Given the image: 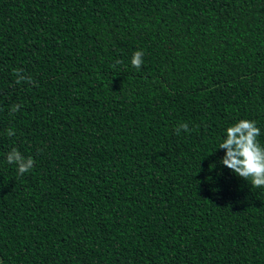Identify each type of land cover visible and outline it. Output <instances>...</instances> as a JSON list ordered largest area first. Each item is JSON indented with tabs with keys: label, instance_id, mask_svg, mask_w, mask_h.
<instances>
[{
	"label": "trees",
	"instance_id": "trees-1",
	"mask_svg": "<svg viewBox=\"0 0 264 264\" xmlns=\"http://www.w3.org/2000/svg\"><path fill=\"white\" fill-rule=\"evenodd\" d=\"M240 119L264 146V0H0V264H264Z\"/></svg>",
	"mask_w": 264,
	"mask_h": 264
},
{
	"label": "clouds",
	"instance_id": "clouds-1",
	"mask_svg": "<svg viewBox=\"0 0 264 264\" xmlns=\"http://www.w3.org/2000/svg\"><path fill=\"white\" fill-rule=\"evenodd\" d=\"M143 55L141 50L134 52L131 59L134 68H140L143 63ZM16 82L19 83V80L17 79ZM15 112H17V108L13 107L9 115ZM183 127L191 131L187 124ZM7 134L12 136L14 132L9 130ZM260 134L261 130L255 120L240 119L227 127L226 138H222L217 148L226 150L220 161L222 165L230 169L236 176L248 181L253 188L264 189V146L257 139ZM6 158L9 164L15 162L18 165V175L28 172L34 164L31 157L22 161L19 150L15 147L7 154Z\"/></svg>",
	"mask_w": 264,
	"mask_h": 264
}]
</instances>
